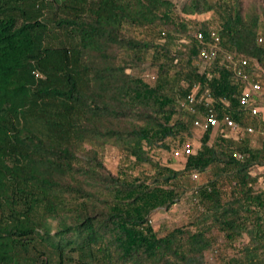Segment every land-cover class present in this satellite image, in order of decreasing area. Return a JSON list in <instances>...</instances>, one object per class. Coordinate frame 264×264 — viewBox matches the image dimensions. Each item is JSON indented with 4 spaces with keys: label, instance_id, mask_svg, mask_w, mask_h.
I'll return each instance as SVG.
<instances>
[{
    "label": "trees",
    "instance_id": "1",
    "mask_svg": "<svg viewBox=\"0 0 264 264\" xmlns=\"http://www.w3.org/2000/svg\"><path fill=\"white\" fill-rule=\"evenodd\" d=\"M262 18L257 0H0V264H264V121L195 38L217 31L264 95ZM190 92L257 133L197 139ZM190 192L187 220L150 222Z\"/></svg>",
    "mask_w": 264,
    "mask_h": 264
},
{
    "label": "built area",
    "instance_id": "2",
    "mask_svg": "<svg viewBox=\"0 0 264 264\" xmlns=\"http://www.w3.org/2000/svg\"><path fill=\"white\" fill-rule=\"evenodd\" d=\"M195 38L201 44L199 54L202 60L213 61L219 58L220 63L224 67L232 70L237 78H240L246 83V89L240 96V104L249 110L253 116H258L264 121V111L259 105L262 97L261 83L256 79L254 73L249 70V61L242 56L224 50L221 46V36L217 31L211 32L207 40L203 32L197 31L195 33ZM258 41L264 44V37L259 36ZM178 104L182 109L198 114L199 117L195 124L203 131L209 129L216 130L223 127L237 133L241 131H245L249 134L257 133L254 127H247L245 130H242L241 125L235 121L231 115L225 114L219 117L217 111L214 109L213 99L210 95H208L206 99H199L195 92H190L185 97L179 98ZM258 134L264 145V125ZM194 152L193 146L187 144L182 149H176L174 151V156L180 158ZM234 157L238 161H244L250 157V153L236 152ZM192 178L197 179L198 175L193 174ZM150 222H152V220Z\"/></svg>",
    "mask_w": 264,
    "mask_h": 264
},
{
    "label": "rangeland",
    "instance_id": "3",
    "mask_svg": "<svg viewBox=\"0 0 264 264\" xmlns=\"http://www.w3.org/2000/svg\"><path fill=\"white\" fill-rule=\"evenodd\" d=\"M175 5L177 6V10L178 11H181L183 9V7L185 6V4L187 3V0H172ZM257 1H261V2H264V0H257ZM53 6H56V2L54 1L53 3ZM215 19L217 18V15L216 14H211V15H207V16H204V17H200L199 19L200 20H206V19ZM216 21V20H214ZM213 22V20H212ZM214 27H218V18H217V21L215 22L214 24ZM259 36H263L264 37V19L262 18V26H261V32L259 34ZM177 98L180 97V95L177 93ZM261 109L264 111V95L262 94V97H261V101L259 103ZM219 130L220 129H216L214 130V134H217L219 133ZM203 130H200V129H196V136H197V139H199L203 132ZM233 137H236V138H242V137H245V133L243 131L237 133V132H232L231 134ZM251 138V141H252V146L254 147H261L262 144L260 142V137L258 135H253V136H250ZM194 150H196L199 146V143L197 141H193V143H191ZM182 149V148H181ZM164 152H161V151H157L154 153L155 154V158L160 160V161H163L164 160H170L171 158V155L169 154H163ZM107 160L110 162L111 166H116L118 167L122 162H123V159L122 157L120 158V156H117L115 154H108L107 156ZM175 162V161H174ZM179 162V161H177ZM176 165V164H175ZM196 205V200L195 198L192 196L191 192L187 194V196H185L175 207L172 211L170 212H164V211H159L157 212L153 219H152V224H154L156 227H160V226H163V225H169V224H180L182 223L184 220H187L188 216L191 214L192 212V208ZM222 249V247H220V250ZM224 249V248H223ZM223 249H222V252H223ZM224 252L226 253L227 251L224 250Z\"/></svg>",
    "mask_w": 264,
    "mask_h": 264
}]
</instances>
